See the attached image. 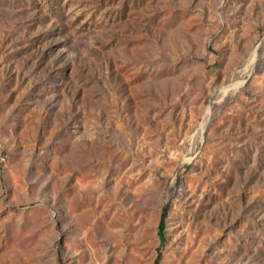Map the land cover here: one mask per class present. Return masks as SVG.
Instances as JSON below:
<instances>
[{"label":"rangeland","instance_id":"obj_1","mask_svg":"<svg viewBox=\"0 0 264 264\" xmlns=\"http://www.w3.org/2000/svg\"><path fill=\"white\" fill-rule=\"evenodd\" d=\"M0 264H264V0H0Z\"/></svg>","mask_w":264,"mask_h":264},{"label":"trees","instance_id":"obj_2","mask_svg":"<svg viewBox=\"0 0 264 264\" xmlns=\"http://www.w3.org/2000/svg\"><path fill=\"white\" fill-rule=\"evenodd\" d=\"M163 218H164V212H162V214H161V220L159 222V234H160L161 239H162L161 229L163 227Z\"/></svg>","mask_w":264,"mask_h":264}]
</instances>
